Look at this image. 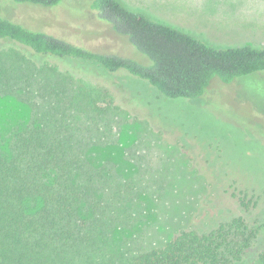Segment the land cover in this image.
Segmentation results:
<instances>
[{"label":"rangeland","instance_id":"obj_1","mask_svg":"<svg viewBox=\"0 0 264 264\" xmlns=\"http://www.w3.org/2000/svg\"><path fill=\"white\" fill-rule=\"evenodd\" d=\"M119 1L215 48H264V0ZM0 17L93 51L148 62L89 8V0L54 6L0 0ZM69 67L0 39V113L28 115L30 108L14 98L19 87L31 104L89 109L86 123L96 129L95 140L112 146L106 155L112 175L122 181L108 194L104 189L105 207L97 208V222H109L107 264H128L182 230L207 232L234 213L252 226L264 225V201L239 209L206 175L226 172L264 193V72L229 82L215 77L201 96L168 98L124 70L85 74ZM199 153L214 162L196 165L193 154ZM262 248L264 226L240 264H253Z\"/></svg>","mask_w":264,"mask_h":264},{"label":"trees","instance_id":"obj_2","mask_svg":"<svg viewBox=\"0 0 264 264\" xmlns=\"http://www.w3.org/2000/svg\"><path fill=\"white\" fill-rule=\"evenodd\" d=\"M14 1L54 6L61 0ZM89 8L116 34L127 36L148 62L93 51L1 17L0 39L64 61L72 73L124 70L152 94L158 90L168 98L201 96L215 77L229 82L264 72L262 47L215 48L119 0H89ZM19 88L14 98L30 108L28 115L0 113V264H107L109 222H97V208L103 209L104 195L122 183L112 175L106 155L112 146L95 140L96 129L86 123L89 109H64L62 104L57 109L50 101L31 104ZM193 156L198 166L214 162L200 153ZM214 172L206 173L209 181L223 187L226 199L239 209L249 211L264 201L262 191ZM263 226L234 213L207 232L182 230L128 264H240ZM253 264H264V248Z\"/></svg>","mask_w":264,"mask_h":264}]
</instances>
